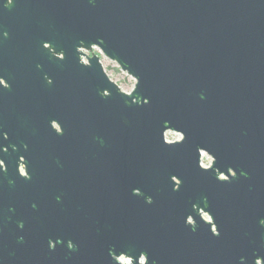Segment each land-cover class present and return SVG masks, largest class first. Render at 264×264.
<instances>
[{"label": "water", "instance_id": "95a60500", "mask_svg": "<svg viewBox=\"0 0 264 264\" xmlns=\"http://www.w3.org/2000/svg\"><path fill=\"white\" fill-rule=\"evenodd\" d=\"M2 12L0 253L3 202L6 230L32 234L56 193L75 246L59 264H264V0H0ZM95 48L131 93L83 52Z\"/></svg>", "mask_w": 264, "mask_h": 264}, {"label": "flooded vegetation", "instance_id": "af4514ba", "mask_svg": "<svg viewBox=\"0 0 264 264\" xmlns=\"http://www.w3.org/2000/svg\"><path fill=\"white\" fill-rule=\"evenodd\" d=\"M4 37H8V34L5 33ZM4 45L9 46L8 43ZM83 52L87 54L85 50ZM60 57L63 56L60 55ZM81 62L86 64V58L82 57ZM6 64L12 67L18 65L19 61L11 59ZM49 82L51 81L49 80ZM0 86L9 87V84L3 79V12L0 14ZM4 136L8 139L6 134ZM1 165L3 166V179L8 177L10 182L13 181L14 179L6 174L8 170L5 162L3 161ZM26 168L25 159L21 158L18 161V173L23 178H29ZM52 190H55V185ZM53 199L54 201L47 203L50 207L49 219L46 222L35 221L38 223V228L32 234L22 232L23 222H19V226L15 228L6 230L5 225L10 218L6 215L8 203L3 202V252L0 253V256L3 254V264H59L62 257L66 263V258L70 256L75 247L70 234L69 209L71 203L66 197L65 202L59 204L56 193H54ZM62 204L65 216L61 221L59 209ZM32 205L35 208L39 206V203L36 202Z\"/></svg>", "mask_w": 264, "mask_h": 264}, {"label": "rangeland", "instance_id": "374dc122", "mask_svg": "<svg viewBox=\"0 0 264 264\" xmlns=\"http://www.w3.org/2000/svg\"><path fill=\"white\" fill-rule=\"evenodd\" d=\"M93 54L100 57L106 74L114 83H116L121 88L123 92L129 94L134 90L136 85L135 79L130 77L127 73L123 72L116 63L107 59L99 49L95 48L92 53H87V55L89 56H92ZM180 139L181 136L175 133H168L166 136V140L168 142H175ZM202 159V166L204 168L210 167L212 165L213 159L210 158L207 154H203Z\"/></svg>", "mask_w": 264, "mask_h": 264}]
</instances>
